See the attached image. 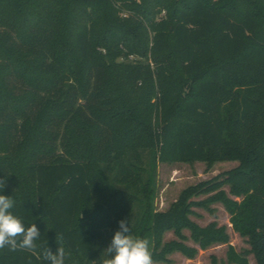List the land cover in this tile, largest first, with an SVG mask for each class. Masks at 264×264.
Segmentation results:
<instances>
[{
    "label": "trees",
    "instance_id": "16d2710c",
    "mask_svg": "<svg viewBox=\"0 0 264 264\" xmlns=\"http://www.w3.org/2000/svg\"><path fill=\"white\" fill-rule=\"evenodd\" d=\"M156 160L238 164L156 211ZM4 177L41 238L0 264H49L59 246L66 264H102L120 220L153 261L194 257L183 229L200 248L228 241L188 217L213 201L264 264V0H0ZM169 230L180 240L163 242Z\"/></svg>",
    "mask_w": 264,
    "mask_h": 264
},
{
    "label": "rangeland",
    "instance_id": "374dc122",
    "mask_svg": "<svg viewBox=\"0 0 264 264\" xmlns=\"http://www.w3.org/2000/svg\"><path fill=\"white\" fill-rule=\"evenodd\" d=\"M119 58L118 61H122ZM154 99H152L153 101ZM145 159L151 160L148 151L144 152ZM237 161H220L207 167L206 163L194 162H159L156 160L153 179V207L156 211L166 210L174 202L181 191L190 185L201 181L209 180L217 175H221L237 166ZM222 190L231 200L240 201L241 196H235L229 192L228 186L224 185ZM211 192L204 195L193 197V200L200 201L213 195ZM189 219L200 227H206L214 223L216 227H223L228 241L225 243H213L206 248H200L194 242L188 229H183L185 240L183 243L196 250L194 257H188L180 252H173L167 255V261H154V264H237L228 260V246L231 245L236 254L244 257L247 264H256L251 244L248 236L241 235L233 229L230 217L231 214L223 206L221 201H213L206 206L191 207ZM169 240H180L172 230L166 231L163 235V242Z\"/></svg>",
    "mask_w": 264,
    "mask_h": 264
},
{
    "label": "clouds",
    "instance_id": "9594fccd",
    "mask_svg": "<svg viewBox=\"0 0 264 264\" xmlns=\"http://www.w3.org/2000/svg\"><path fill=\"white\" fill-rule=\"evenodd\" d=\"M6 180L7 177L0 179V191L5 188ZM14 203L12 197L0 194V250L7 247L10 251L27 250L35 254L36 241L41 238V233L35 223L26 226L21 218L12 213ZM118 223L119 230L105 249L107 255L102 264H154L150 241L133 236L127 221L120 220ZM43 259L49 264H66L67 254L62 246L55 253L46 247Z\"/></svg>",
    "mask_w": 264,
    "mask_h": 264
}]
</instances>
